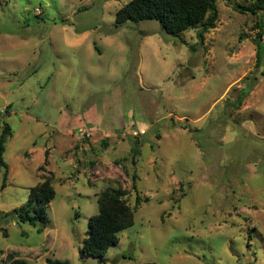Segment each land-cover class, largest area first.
Segmentation results:
<instances>
[{
	"label": "rangeland",
	"instance_id": "374dc122",
	"mask_svg": "<svg viewBox=\"0 0 264 264\" xmlns=\"http://www.w3.org/2000/svg\"><path fill=\"white\" fill-rule=\"evenodd\" d=\"M129 1L0 0V264H264V9L218 0L201 44L196 29L115 28ZM47 172L38 231L16 216ZM109 188L146 202L103 258L80 259Z\"/></svg>",
	"mask_w": 264,
	"mask_h": 264
},
{
	"label": "trees",
	"instance_id": "16d2710c",
	"mask_svg": "<svg viewBox=\"0 0 264 264\" xmlns=\"http://www.w3.org/2000/svg\"><path fill=\"white\" fill-rule=\"evenodd\" d=\"M218 0H131L115 14V28L121 27L127 22L140 23L153 21L159 26V30L167 35H179L186 31L196 29L197 39L202 44L205 36L216 27L218 21V11L216 3ZM230 2V0H222ZM240 13H250L256 16L259 11L264 9V0H256L255 4L248 6L237 5ZM263 17L256 18L254 29H257L255 43L256 49V67L259 68L260 45L263 43ZM241 92V96L236 101L237 108L242 99L247 95L249 89ZM7 113V112H6ZM5 114V113H3ZM0 132V170H2L1 189L5 187L8 168L3 160L4 146L12 132L6 123L1 124ZM132 156L139 155V149L131 150ZM47 155V154H46ZM38 172L44 171L43 166L39 167ZM106 172L108 170H105ZM53 176L47 172L42 181L29 191L27 202L29 208L17 214L19 222L27 223L31 226L39 224L42 231L47 224L45 204L49 203L54 197L55 192L51 186ZM134 180V179H133ZM131 188L135 189L132 183ZM135 191V190H134ZM129 191L123 188L107 189L97 196L98 213L92 216L87 225L86 237L82 242L78 255L80 259L85 256L101 259L108 250L116 246L119 242L118 235L126 229L133 226L134 213L138 209L141 201L135 196L134 205H130ZM129 200V201H128ZM32 213V214H31ZM7 216V215H6ZM15 218V217H14ZM47 264H68L58 260H46ZM8 264H26V261L20 258H13ZM155 264V263H145Z\"/></svg>",
	"mask_w": 264,
	"mask_h": 264
}]
</instances>
